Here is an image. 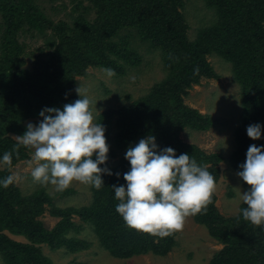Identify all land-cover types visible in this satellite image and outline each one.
I'll use <instances>...</instances> for the list:
<instances>
[{"label":"trees","instance_id":"1","mask_svg":"<svg viewBox=\"0 0 264 264\" xmlns=\"http://www.w3.org/2000/svg\"><path fill=\"white\" fill-rule=\"evenodd\" d=\"M89 2L99 17L96 22L94 21L95 27H91L90 24L87 25L83 21L84 26L72 30L73 36L70 33L61 37L58 47L52 53L53 56H58V61L62 62L61 67L49 75L40 73L37 76L39 82L45 86L39 88L45 97L56 94L60 101H63L51 104V107L63 108L64 104L72 101L73 96L70 93V88L74 82V76L82 74L87 65H105L116 70L114 61L109 60L107 54L111 47L116 46L110 41L115 35L117 27L112 24L113 15L122 6L123 25L124 22L131 24L135 18L144 17L140 31L143 39L147 38L145 32H149V36L157 40L160 36V40H164L161 46L165 63L169 69L167 79L154 86L153 97L148 99V103H144L142 106L134 104L131 110L121 112L123 115L118 124L122 131L120 136H122L123 142L137 134H149L150 132L155 137L157 136L156 142L160 148L171 146L177 155L188 152L198 164L207 167L217 181L218 165L222 161V157L217 153L205 154L197 147L182 142L179 138V131L182 128L205 131L212 127L211 117L185 106L182 94L186 92L185 88L191 82H198L199 75L207 78L218 77L212 66L205 60V55L214 50L226 59L233 61L235 66L244 72V75L238 78L244 85V119L246 118L247 121L240 125L236 131V152L233 162L239 165L245 160L250 144H264V133L260 140L253 141L246 132L247 126L251 123L259 122L264 125V30L262 27L264 0H210L212 3L221 5L220 15L225 14L229 20L219 28L201 32L195 43L189 42L186 38L187 25L181 13L178 12L180 0H144L145 6L140 8L139 12H134V10L131 12L130 9L138 4V0H111L108 2L89 0ZM0 14L8 25L14 22L16 14L20 19L16 28L25 24L34 30H44L43 13L33 0H0ZM235 30L239 32V37L236 40L232 37ZM112 52L121 53L116 47ZM15 56V52H5V56L0 60V75L7 77L13 88L16 83H23L26 88V84L19 79L14 67ZM119 56L121 55L119 54ZM122 57H126V55L123 54ZM92 59L99 61L94 63L90 61ZM176 59L180 62L176 63ZM80 68H82L81 71ZM13 82L14 85H12ZM6 104L10 106L9 112L0 115V119H3L0 120V123L2 122L0 125V155L5 150L13 151V164L25 157L28 147L20 145L14 149L17 142L9 137H2L1 134L6 132L7 128L21 133L18 126L19 121H15L16 116H22L23 119L32 116L36 112L39 113L45 105L35 103L32 106L25 105L26 107L21 104L15 106L13 100L9 98ZM248 117H251L252 121ZM5 120H9V122H5ZM13 124L15 129L12 127ZM105 127L108 132L109 128ZM159 127L160 129H158ZM157 129L159 132L155 134ZM108 155L110 159L115 156V152L109 150ZM107 167H109L108 163ZM129 168L130 164L125 160L123 167L111 169L112 175L104 174L102 176L104 185L99 189L92 188L95 203L90 208L53 209L52 214L59 217L60 220L51 230L44 229L42 222L36 219L43 213L44 204L53 205L51 197L44 190L24 197L20 195L14 184L7 188L0 186V253L6 263L50 264L43 258L40 244H46L50 249L61 246H65L71 251L79 249V247H74L72 238L66 237L70 230L77 233L81 229L80 226L72 222L71 217L74 215L94 225V231L104 240L106 249L112 255L129 257L145 253L152 248L161 252L168 251L174 245V231L171 235L162 238L136 230L129 227L115 210V205L119 201L114 196L112 185L125 183L123 173ZM117 172L120 173L119 177L115 174ZM7 175L6 171L0 172V178ZM245 186L249 187L246 184ZM71 193H73L71 189L58 191L61 196ZM215 199L213 194L211 202L206 206L207 211L195 214V220L198 223L206 224L210 235L222 245V248L212 256L209 264H264V225H255L245 220L241 211L235 217L223 219L218 215L214 206ZM243 207L246 205L243 204ZM5 232L22 236L26 242L16 241ZM85 245L80 242L81 247H86Z\"/></svg>","mask_w":264,"mask_h":264},{"label":"rangeland","instance_id":"2","mask_svg":"<svg viewBox=\"0 0 264 264\" xmlns=\"http://www.w3.org/2000/svg\"><path fill=\"white\" fill-rule=\"evenodd\" d=\"M33 1L43 13V31L31 29L25 24L16 28L17 22L20 21L16 14L14 22L8 25L0 14V60L5 56L6 51L15 52L14 67L19 79L23 80L27 86L25 88L23 83H16L13 88L7 77L0 75V115L9 112L10 106L6 104L8 98L13 100L15 106L21 104L26 107L35 103H40L38 105L43 103L45 106L57 104L60 99L56 94L45 97L44 93L39 91V88L45 86L39 82L37 76L40 73L49 75L61 67L62 62L57 60L58 56L52 54L58 47L61 37L70 33L73 36L72 30L84 26L83 21L95 27V22L99 18L89 0ZM140 1L138 0V4L130 8L131 12L133 10L139 12L140 8L145 6L144 0ZM178 7V12L181 13L187 25L186 38L191 43L198 40L201 32L219 28L229 20L225 14L220 15L221 5L212 3L210 0H180ZM121 8L122 6L113 15L112 24L117 27L110 41L116 46L111 47L107 54L109 60H113L117 67L115 75L109 77L104 73L102 69L106 67L105 65H87L82 74L74 76V82L70 88L73 96L70 102L79 98L76 92L79 86L82 90H86L93 101H97L96 107L100 113L93 109L94 115L98 122H102L109 128L105 135L110 146L109 150L115 152V156L107 161L110 169L123 167L127 148L137 143L140 138L151 134L150 132L149 134H137L123 142L120 136L122 131L118 124L123 115L121 112L131 110L134 104L142 106L148 103V99L153 97L154 86L167 79L169 74L161 46L164 40L161 41L160 36L159 40L149 36V32H145L147 38L143 39L140 31L144 17L135 18L131 24L124 22L123 25L124 12ZM230 22H232L231 19ZM235 25L237 27L236 23ZM262 27L264 30V22ZM232 37L234 40L239 37L238 30H235ZM115 47L121 53H113L112 50ZM123 54L126 57H122ZM205 60L212 66L218 77L207 78L199 75L197 83L191 82L185 88L186 92L182 94V99L183 104L188 108L211 117L213 124L205 131L182 128L179 131V138L182 142L197 147L205 154L217 153L222 157L218 165L219 176L216 181V190L213 193L216 197L214 206L220 217L228 219L237 216L243 208L244 203L239 196L238 188L241 191L247 189L244 182L236 175L238 165L233 162L236 152V131L247 121L246 118L244 119V85L238 78L242 77L244 72L239 67L237 68L233 61L214 50L205 55ZM90 61L95 63L99 60ZM179 62L176 59V63ZM39 119L37 112L24 119L22 116H16L15 121H19L18 126L21 133L7 128V131L1 135L16 141L14 136L22 134L28 122L36 123ZM249 119L251 120V117ZM12 127L15 129L14 124ZM158 129L155 134L159 132ZM25 153V157L10 166L0 164V172L6 171L8 175L11 173L19 175L20 179L13 184L18 188L21 196H30L39 190H44L51 197L53 205L44 204L43 213L36 217L42 222L44 229L51 230L60 220L52 214L53 209H80L94 205L93 186L89 184L73 181L66 188L71 189L73 193L61 196L58 194L60 190H57L54 185L35 181L31 176V169L37 163L32 157L33 149L28 147ZM71 220L81 229L77 233L70 230L66 237L72 238L74 247H79V249L71 251L65 246L50 249L48 245L40 244L43 258L50 264H209L212 256L222 248V245L210 235L207 225L198 223L195 215H189L185 218L183 228L174 230V245L168 251L161 252L152 248L145 253L118 257L106 249L104 240L94 231V225L81 220L77 215L72 216ZM7 234L16 241L26 242L22 236ZM80 242L86 244V247H81ZM155 242L158 241L155 240ZM0 258L3 259L4 264H7L1 253Z\"/></svg>","mask_w":264,"mask_h":264},{"label":"clouds","instance_id":"3","mask_svg":"<svg viewBox=\"0 0 264 264\" xmlns=\"http://www.w3.org/2000/svg\"><path fill=\"white\" fill-rule=\"evenodd\" d=\"M102 71L109 77L115 75L111 67ZM76 92L79 98L63 108H42L38 113L41 119L28 122L24 133L14 136V149L20 145L33 149L32 157L37 163L31 169L32 178L54 185L57 190L66 189L73 181L99 189L104 185L102 176L113 174L107 167L110 146L106 127L94 115L93 109L100 113L97 101L81 86ZM246 132L251 140H260L264 125L251 123ZM13 155V151L5 150L0 164L11 165ZM125 159L130 164L123 173L125 183L112 188L119 201L115 210L129 227L163 238L182 229L187 216L207 211L216 179L188 152L177 155L171 146L160 148L156 137L149 134L127 148ZM236 175L249 186L244 191L237 187L246 205L241 209L243 218L264 225V144L248 146ZM19 179L18 174L11 173L0 178V186L7 188ZM0 264H4L2 258Z\"/></svg>","mask_w":264,"mask_h":264}]
</instances>
